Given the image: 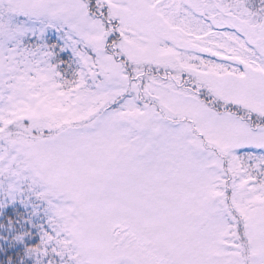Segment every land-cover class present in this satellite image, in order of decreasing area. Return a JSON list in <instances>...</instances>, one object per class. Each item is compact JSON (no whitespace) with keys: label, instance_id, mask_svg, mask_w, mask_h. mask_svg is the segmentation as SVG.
Segmentation results:
<instances>
[{"label":"snow or ice","instance_id":"6c2138e0","mask_svg":"<svg viewBox=\"0 0 264 264\" xmlns=\"http://www.w3.org/2000/svg\"><path fill=\"white\" fill-rule=\"evenodd\" d=\"M0 264H264V0H0Z\"/></svg>","mask_w":264,"mask_h":264}]
</instances>
